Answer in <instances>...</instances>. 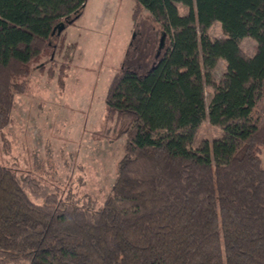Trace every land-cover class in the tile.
<instances>
[{
  "label": "trees",
  "instance_id": "obj_1",
  "mask_svg": "<svg viewBox=\"0 0 264 264\" xmlns=\"http://www.w3.org/2000/svg\"><path fill=\"white\" fill-rule=\"evenodd\" d=\"M86 1L0 0V132L31 63L65 46L53 32ZM133 1L134 24L148 12L165 44L153 68H123L108 85L105 123L126 143L107 199L64 197L0 165V264H264V0ZM214 22L225 39L207 33ZM208 119L223 134L193 149Z\"/></svg>",
  "mask_w": 264,
  "mask_h": 264
},
{
  "label": "rangeland",
  "instance_id": "obj_2",
  "mask_svg": "<svg viewBox=\"0 0 264 264\" xmlns=\"http://www.w3.org/2000/svg\"><path fill=\"white\" fill-rule=\"evenodd\" d=\"M86 2L82 16L62 32L67 35L65 46L56 56L48 53L31 63L28 88L16 97L13 121L0 132V165L31 173L64 197L72 193L102 205L115 183L126 143V137L117 139L113 125L105 123L108 85L123 68H153L162 31L148 12L134 24L133 0ZM186 9L179 5L182 15ZM207 33L226 38L219 22ZM256 43L245 38L242 56L254 57ZM69 59L62 86L61 70ZM54 68L53 77L48 72ZM226 68L220 60L213 69L217 82L224 79ZM204 95L207 107L213 88L206 85ZM221 130L209 119L203 122L195 131L193 149L218 140ZM261 154L264 166V149Z\"/></svg>",
  "mask_w": 264,
  "mask_h": 264
},
{
  "label": "water",
  "instance_id": "obj_3",
  "mask_svg": "<svg viewBox=\"0 0 264 264\" xmlns=\"http://www.w3.org/2000/svg\"><path fill=\"white\" fill-rule=\"evenodd\" d=\"M76 18H77V17H76ZM76 18H74V19H76ZM74 19H73V20H67V23H68V24H71V23L74 21ZM65 28H66V23L63 22V23L59 24V25L55 28L53 34L61 35V33L65 30ZM164 44H165V36L162 37L161 44H160V47H159L160 50H159L157 56L160 55L161 50H162Z\"/></svg>",
  "mask_w": 264,
  "mask_h": 264
}]
</instances>
